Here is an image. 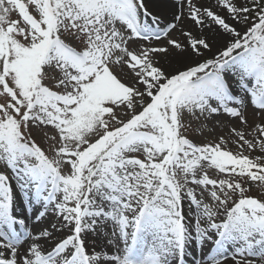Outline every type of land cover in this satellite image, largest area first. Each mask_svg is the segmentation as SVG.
I'll list each match as a JSON object with an SVG mask.
<instances>
[{
	"label": "snow or ice",
	"instance_id": "6c2138e0",
	"mask_svg": "<svg viewBox=\"0 0 264 264\" xmlns=\"http://www.w3.org/2000/svg\"><path fill=\"white\" fill-rule=\"evenodd\" d=\"M172 3L0 0V264H264V0Z\"/></svg>",
	"mask_w": 264,
	"mask_h": 264
},
{
	"label": "bare ground",
	"instance_id": "6f19581e",
	"mask_svg": "<svg viewBox=\"0 0 264 264\" xmlns=\"http://www.w3.org/2000/svg\"><path fill=\"white\" fill-rule=\"evenodd\" d=\"M172 4L173 3H171L167 0H150L148 6H149L150 10L161 15L162 17H170L171 18ZM28 216H29V218H31V213H28ZM191 258H193L192 255L187 256V258L184 261V264H191L190 261H192L195 257L193 259H191Z\"/></svg>",
	"mask_w": 264,
	"mask_h": 264
},
{
	"label": "rangeland",
	"instance_id": "374dc122",
	"mask_svg": "<svg viewBox=\"0 0 264 264\" xmlns=\"http://www.w3.org/2000/svg\"><path fill=\"white\" fill-rule=\"evenodd\" d=\"M167 1H169V2H171L172 3V0H167ZM149 2H150V0H147V3L149 4ZM172 11L174 10V5L172 4ZM165 21L166 20H169V19H171L170 17H162ZM232 87H233V89L235 90L236 89V85L235 84H233L232 85ZM251 110V109H250ZM215 119H222V117H218V118H215ZM224 132H225V134H226V129L224 130ZM230 147H232L233 148V150H235V145H230ZM255 154H257V153H253V155H255ZM251 195H257L258 193L257 192H252V193H250ZM17 207H19V202L17 203ZM194 258V257H193ZM193 258H191V259H193ZM194 260V259H193ZM192 260V261H193ZM192 261H190L191 262V264H192Z\"/></svg>",
	"mask_w": 264,
	"mask_h": 264
}]
</instances>
